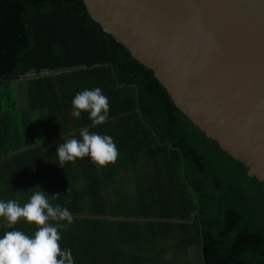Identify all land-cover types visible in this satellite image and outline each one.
I'll return each instance as SVG.
<instances>
[{
    "label": "trees",
    "instance_id": "1",
    "mask_svg": "<svg viewBox=\"0 0 264 264\" xmlns=\"http://www.w3.org/2000/svg\"><path fill=\"white\" fill-rule=\"evenodd\" d=\"M97 87L109 112L93 127L89 112L72 116V101ZM83 128L113 138L115 163L59 164L60 144L82 140ZM36 191L72 213L71 224L49 223L67 225L59 243L74 264H264L263 183L174 106L82 0H0V201L24 206ZM13 230L34 237L38 226L0 217V238Z\"/></svg>",
    "mask_w": 264,
    "mask_h": 264
},
{
    "label": "water",
    "instance_id": "2",
    "mask_svg": "<svg viewBox=\"0 0 264 264\" xmlns=\"http://www.w3.org/2000/svg\"><path fill=\"white\" fill-rule=\"evenodd\" d=\"M82 1L174 106L264 186V0Z\"/></svg>",
    "mask_w": 264,
    "mask_h": 264
},
{
    "label": "clouds",
    "instance_id": "3",
    "mask_svg": "<svg viewBox=\"0 0 264 264\" xmlns=\"http://www.w3.org/2000/svg\"><path fill=\"white\" fill-rule=\"evenodd\" d=\"M72 106L71 114L77 119L82 111L89 112L93 127L108 119L109 101L99 87L77 93ZM80 136L82 140L71 138L60 144L57 155L61 166L86 156L99 166L115 163L118 159L119 150L111 136L90 133L88 128L81 129ZM0 217L7 221L8 228H13L21 218L38 226L34 237L20 230L5 232L0 238V264H74L71 250L62 249L59 243L58 228L67 225L57 227L49 223V220H66L71 224L74 217L67 208L53 207L44 191H36L24 206L15 200L0 201Z\"/></svg>",
    "mask_w": 264,
    "mask_h": 264
},
{
    "label": "rangeland",
    "instance_id": "4",
    "mask_svg": "<svg viewBox=\"0 0 264 264\" xmlns=\"http://www.w3.org/2000/svg\"><path fill=\"white\" fill-rule=\"evenodd\" d=\"M194 251H195V249L192 248V247L189 249L188 256H187L188 261H190V258H195L196 257V255L194 254Z\"/></svg>",
    "mask_w": 264,
    "mask_h": 264
}]
</instances>
